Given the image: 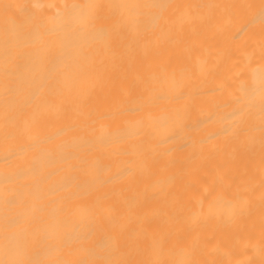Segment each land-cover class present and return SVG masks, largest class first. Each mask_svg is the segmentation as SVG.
<instances>
[{
    "label": "bare ground",
    "instance_id": "1",
    "mask_svg": "<svg viewBox=\"0 0 264 264\" xmlns=\"http://www.w3.org/2000/svg\"><path fill=\"white\" fill-rule=\"evenodd\" d=\"M262 90L264 0H0V261L264 264Z\"/></svg>",
    "mask_w": 264,
    "mask_h": 264
},
{
    "label": "snow or ice",
    "instance_id": "2",
    "mask_svg": "<svg viewBox=\"0 0 264 264\" xmlns=\"http://www.w3.org/2000/svg\"><path fill=\"white\" fill-rule=\"evenodd\" d=\"M18 7H20V6L19 5L6 4V5H4L5 13L7 14L10 10H12L14 8H18ZM36 7H39V5H37ZM82 17L87 19L88 13L82 12ZM233 115L238 117L239 115H241V113L237 112V113H234ZM261 118H262V121H264V90H262V93H261ZM224 131H225V134H228L232 130L230 128H226ZM261 131L264 132V127H262ZM0 264H4V262L0 261ZM8 264H31V262L18 260V261H10V262H8Z\"/></svg>",
    "mask_w": 264,
    "mask_h": 264
}]
</instances>
